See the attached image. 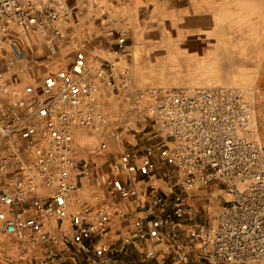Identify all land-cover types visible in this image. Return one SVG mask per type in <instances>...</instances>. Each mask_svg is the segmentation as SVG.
I'll return each instance as SVG.
<instances>
[{
	"label": "built area",
	"instance_id": "obj_1",
	"mask_svg": "<svg viewBox=\"0 0 264 264\" xmlns=\"http://www.w3.org/2000/svg\"><path fill=\"white\" fill-rule=\"evenodd\" d=\"M64 2L0 0V43L10 44L12 55L22 59L24 52L11 43L14 28L62 36ZM128 45L125 35L118 36L113 54H124ZM116 72L114 62L89 65L78 53L37 86L10 88L0 75V256L12 251L6 245L15 246L14 255L5 262L0 258V264H110L114 255L125 252V243L117 248L95 244L107 233L112 214L122 212L119 205L69 214L71 205L80 202L78 179L93 173L92 164L80 157L71 129H98L104 118L100 88H118ZM236 106L223 89L153 92L146 146L138 157L125 148L112 163V177L100 175L101 183L117 186L114 194L124 196L128 182L118 180L119 174L138 162L145 173L155 171L158 161L167 166L168 194L153 199L158 215L140 239L161 226L175 229L192 190L212 187L227 196L209 222L193 227L187 243L171 236L169 254L177 264H194L191 245L197 246L202 264H264V149L243 135L248 116ZM65 218L71 219L70 232L62 228Z\"/></svg>",
	"mask_w": 264,
	"mask_h": 264
},
{
	"label": "rangeland",
	"instance_id": "obj_2",
	"mask_svg": "<svg viewBox=\"0 0 264 264\" xmlns=\"http://www.w3.org/2000/svg\"><path fill=\"white\" fill-rule=\"evenodd\" d=\"M62 8V36L12 30L11 43L25 57L15 58L10 44L1 42L0 75L10 88L21 90L37 86L45 74L66 67L78 53L89 65L115 63L118 88H100L104 118L98 129H71L80 157L92 164L93 173L78 179L80 202L71 205L69 214L102 209L106 186L100 175L112 177V163L125 148L138 157L146 146L155 91L223 89L237 101L236 111L244 109L248 116L243 135L264 149V0H65ZM120 35L129 45L115 56L112 46ZM82 43L84 47L78 46ZM137 165L117 178L132 179ZM193 191L198 193L200 219H212L226 204L227 196L212 187ZM6 246L13 252L0 256L4 262L15 247ZM190 249L194 264H202L197 246Z\"/></svg>",
	"mask_w": 264,
	"mask_h": 264
},
{
	"label": "crops",
	"instance_id": "obj_3",
	"mask_svg": "<svg viewBox=\"0 0 264 264\" xmlns=\"http://www.w3.org/2000/svg\"><path fill=\"white\" fill-rule=\"evenodd\" d=\"M166 167L158 161L155 173L152 175L145 176L143 169L135 171L132 179L127 180L129 192L124 196L114 194L117 186L112 188L106 186V192L103 194L105 201L102 204L103 207L107 203H114L121 207L122 212L112 214L107 226V233L102 238H96L95 244L98 246L105 242L114 248L119 247L122 243L126 244L125 252L114 255L110 264H136L142 260L147 261L148 264H177L169 254L172 246L171 236L177 235L185 241L193 227L211 220L199 218L201 212L196 206L198 193L190 191L188 195L190 201L185 207L183 217L176 219L178 226L175 229L169 225L161 226L153 229L148 237L139 238V235L147 228V224L158 215V205H152L153 199L158 197V193L168 194V185L162 177ZM137 168H140V165H137ZM128 176H131V173ZM94 198L98 200V195ZM168 199L171 197L169 196ZM90 211V213H95L99 210L91 209ZM61 221L65 232H70L71 219L65 218ZM134 240L137 241L136 245L133 243ZM168 243L171 244L168 245Z\"/></svg>",
	"mask_w": 264,
	"mask_h": 264
}]
</instances>
